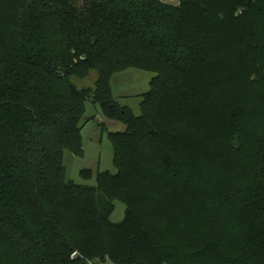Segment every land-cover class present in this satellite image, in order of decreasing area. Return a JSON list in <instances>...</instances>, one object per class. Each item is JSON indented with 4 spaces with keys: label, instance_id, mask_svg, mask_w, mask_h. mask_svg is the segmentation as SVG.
<instances>
[{
    "label": "trees",
    "instance_id": "trees-1",
    "mask_svg": "<svg viewBox=\"0 0 264 264\" xmlns=\"http://www.w3.org/2000/svg\"><path fill=\"white\" fill-rule=\"evenodd\" d=\"M86 102L125 128L96 187ZM0 264H264V0H0Z\"/></svg>",
    "mask_w": 264,
    "mask_h": 264
},
{
    "label": "rangeland",
    "instance_id": "rangeland-1",
    "mask_svg": "<svg viewBox=\"0 0 264 264\" xmlns=\"http://www.w3.org/2000/svg\"><path fill=\"white\" fill-rule=\"evenodd\" d=\"M163 3L177 5L179 0H160ZM154 77L152 73L127 70L116 74L111 80V89L114 99L121 105L130 108L138 114V106L143 94L149 90V82ZM96 73L91 72L82 80L71 79V82L79 89L93 88ZM81 129L82 156L74 157L65 152L62 159V167L65 179L75 185L96 187L95 177L98 173L108 172L116 174L113 165V150L108 140V134L121 133L124 126L118 122L106 120L97 105L85 103V115ZM82 171H89L90 176L83 178ZM114 212L110 217L113 224L120 223L124 218L125 207L115 201Z\"/></svg>",
    "mask_w": 264,
    "mask_h": 264
},
{
    "label": "built area",
    "instance_id": "built-area-1",
    "mask_svg": "<svg viewBox=\"0 0 264 264\" xmlns=\"http://www.w3.org/2000/svg\"><path fill=\"white\" fill-rule=\"evenodd\" d=\"M75 257H76V254H73V255L71 256V258H73V259H74Z\"/></svg>",
    "mask_w": 264,
    "mask_h": 264
},
{
    "label": "crops",
    "instance_id": "crops-1",
    "mask_svg": "<svg viewBox=\"0 0 264 264\" xmlns=\"http://www.w3.org/2000/svg\"><path fill=\"white\" fill-rule=\"evenodd\" d=\"M180 1V0H179ZM179 3V2H178ZM178 3H177V5H178ZM174 6H176V5H174ZM120 74V73H119ZM112 80V79H111ZM112 90V89H111Z\"/></svg>",
    "mask_w": 264,
    "mask_h": 264
}]
</instances>
